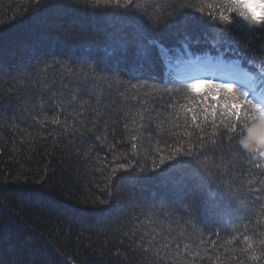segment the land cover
Here are the masks:
<instances>
[{
  "label": "trees",
  "instance_id": "trees-1",
  "mask_svg": "<svg viewBox=\"0 0 264 264\" xmlns=\"http://www.w3.org/2000/svg\"><path fill=\"white\" fill-rule=\"evenodd\" d=\"M161 2L179 8L187 23L155 28L141 18V41L113 50L100 34L114 24L123 27L124 22L103 8L79 6L56 12L47 7L48 0L39 7L34 6V0H0V264H144L125 236L135 226L174 237L184 231V243L202 255L207 246L202 239L210 242L219 232L223 243L235 236L239 244L225 245L230 255L239 254L246 264H264V259H250L261 256L258 244L247 256L239 252L246 248L242 241L246 229L252 236L257 224L264 227V191H256L264 189L259 183L264 157L258 151L243 149L236 137L233 149L224 153L225 168H212L211 174L202 178L191 168L152 171L153 146L168 139L170 130L183 131L173 127L177 110L172 104L183 105L187 103L184 97L193 95L187 87L161 79L168 58L184 43L206 44L229 51L261 78L259 63H249L248 53L238 43L247 26L238 16L233 25L219 20L221 12L228 15L223 0ZM160 12V4L150 9L153 20ZM54 25L83 26L90 38L73 44L64 40ZM148 41L156 43L145 60L141 45ZM258 41L259 36L253 47L259 53ZM85 60L99 65L95 77L76 79L66 71L86 70ZM145 80L172 90L171 98L163 91L129 87ZM205 90L206 86L202 92ZM144 109L145 119L139 123L147 130L141 128L138 155L133 157L130 137L139 133L125 129L124 120L117 118ZM179 114L183 117L182 111ZM54 117L61 123H50ZM128 123L131 128L130 119ZM179 123L183 124V119ZM67 125L73 130L66 131ZM176 139L179 137L173 136L169 142ZM159 146L164 147L163 143ZM125 155L133 163L140 160L137 167L146 170L132 173L137 176L135 182L117 180L116 176L127 174L118 171L109 184L108 174L117 164L126 163L120 158ZM220 157V152L209 154L211 161L219 162ZM233 180L234 187L243 185L246 199L239 215L224 226L216 222L212 202L219 198L216 189ZM193 195L202 203L186 224L185 205ZM173 208L178 210L165 215ZM217 251L222 253L224 248ZM169 264H182V258Z\"/></svg>",
  "mask_w": 264,
  "mask_h": 264
},
{
  "label": "snow or ice",
  "instance_id": "snow-or-ice-1",
  "mask_svg": "<svg viewBox=\"0 0 264 264\" xmlns=\"http://www.w3.org/2000/svg\"><path fill=\"white\" fill-rule=\"evenodd\" d=\"M42 3H44V0H34V6L36 7H39ZM141 3L143 7L139 6ZM157 4L161 5V12L153 20L150 9ZM223 5L226 6L228 15L221 12L219 16L221 22L226 25H233L235 17L238 16L247 26L244 39L238 41V43L248 53L250 57L249 63H259L258 74L261 79H264V0H223ZM79 6L93 10L103 8L108 15L114 18L119 17L124 22L123 27L114 24L111 28L106 27L100 34L101 39L108 42L113 50H123L130 47L133 43L141 41L143 37L141 18L155 28L167 24L180 27L187 23L186 20L182 19L183 12L179 8L171 4H163L161 0H139V2L138 0H48L47 3V7L56 12L72 10ZM183 7L185 6L180 5V8ZM169 8H172V12L168 11ZM232 14H235V16ZM54 30L64 40L77 45L90 38L88 29L83 26L66 27L64 25H54ZM258 36L259 53L253 47V43L257 42ZM155 43V41H148L147 44L141 45V52L145 60L148 58L150 46ZM54 62L60 63V66L65 68L62 62ZM83 64L86 70L73 71L70 68H66V71L76 79H80L82 76L85 78L89 76L95 77L99 65H90L86 60L83 61ZM224 72L226 75H236L233 69L226 68ZM200 84L206 85L204 92L196 91ZM129 87L137 91L147 88L151 93L163 91L171 98L172 90L161 89L155 84L149 85L147 80L143 83L130 84ZM187 90L193 94L191 97H184L187 103L183 105L172 104V107L177 110V119L173 122V127L175 129L183 128V131L170 130L168 133L169 138L159 142L163 143V148L159 146V143L153 146L151 150L154 165L152 171L160 169L161 172H166L191 168L196 176L202 178L205 174H211L212 168H225L224 153L233 149V141L236 137H239L238 144L240 147L242 146L239 141L244 139L246 144L242 147L243 149H247V145H255L254 150L250 152L255 153L258 151L259 155L264 157V96L258 102H254L253 99L249 98V91L237 89L231 82L214 83L210 80H197L194 83H190L187 85ZM175 91L179 92V89ZM149 94V92H145L146 96ZM120 95L127 99L124 93H120ZM58 107L63 109L62 104L58 105ZM181 111L183 112V117L179 114ZM145 112H147V109L133 112L131 117L125 112L123 116L117 118V120H124L125 129L139 133V135L133 134L130 137L133 157L138 155V142L143 135L141 128L143 127L144 130H147L146 125L139 123V121L145 119ZM129 119L131 120V128L128 123ZM180 119H183V124L179 123ZM50 123L60 124L61 121L54 117L50 120ZM161 123H164V121H161ZM67 130H73V126L67 125ZM173 136H178L179 139L170 143L169 140ZM110 147L115 148V145ZM216 152L221 153L219 162L211 161L209 158L210 153L214 155ZM120 158L124 159L126 163H119L112 168L107 176L109 184L112 183V178L116 176L118 171H123L127 174L116 176L117 180L135 182L137 176L132 173H143L146 170L145 166L137 167L141 163L140 160H135V163H133V160L128 159L126 155ZM259 183L264 185V174H261ZM234 184L235 180L232 182L224 181L223 186L216 189L215 194L219 198L212 202V212L216 222L224 226L239 215L241 206L246 199L243 185L234 187ZM256 191H264V189L257 188ZM101 203H105V201H101ZM180 203H183V200ZM201 203L202 201H198L195 195L188 200L185 205L187 219L184 220V223L191 222L194 210ZM177 210L178 208H173L166 212L165 215H173ZM177 224L179 226V221H177ZM249 227H251V219H249ZM256 228H260V231H257ZM224 230H226V227ZM125 236L128 237L135 249L143 257L144 264H169L170 261L175 262L177 258H182V264H204L205 261H208L209 264H233V262L246 264V259H242L239 254L230 255L229 249L225 247V245H232L233 242L239 244L240 241L237 240V237L232 236L230 240L221 243L219 232L216 233L217 239L210 240V242L201 240V243L207 245L203 255L199 250L192 251L189 245L184 243L186 238L184 231H180L179 236L174 237L168 233L162 235L156 230L141 231L140 226H135L130 232H126ZM242 241L246 244V248H240L239 252L247 256V253L253 250L254 244H258L261 256L258 258L252 255L250 259H264V227L257 224L255 228H252V236L247 234L246 229L245 233L242 234ZM173 244H175V248H173ZM196 248L199 249V245H196ZM220 248H224L222 253L217 251Z\"/></svg>",
  "mask_w": 264,
  "mask_h": 264
},
{
  "label": "clouds",
  "instance_id": "clouds-1",
  "mask_svg": "<svg viewBox=\"0 0 264 264\" xmlns=\"http://www.w3.org/2000/svg\"><path fill=\"white\" fill-rule=\"evenodd\" d=\"M239 143H240V145H241L242 147H244L245 144H246V141H245L244 139H241V140L239 141ZM254 148H255V145H247V150H249V151L254 150Z\"/></svg>",
  "mask_w": 264,
  "mask_h": 264
}]
</instances>
